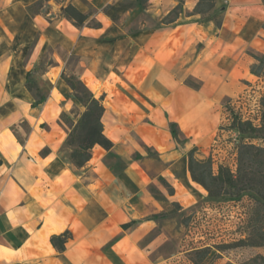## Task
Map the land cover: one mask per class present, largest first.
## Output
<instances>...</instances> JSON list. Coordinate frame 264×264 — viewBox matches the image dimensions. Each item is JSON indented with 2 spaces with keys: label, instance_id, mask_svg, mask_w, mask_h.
Returning a JSON list of instances; mask_svg holds the SVG:
<instances>
[{
  "label": "crops",
  "instance_id": "0c3cea01",
  "mask_svg": "<svg viewBox=\"0 0 264 264\" xmlns=\"http://www.w3.org/2000/svg\"><path fill=\"white\" fill-rule=\"evenodd\" d=\"M39 1L0 0V264H160L163 254L151 257L166 232L154 216L169 206L164 200L193 206L185 204L198 185L187 154L212 151L223 99L256 78L250 68L254 55L264 56V3L217 0L218 28L193 14L199 0H186L168 25L159 18L176 0L135 5L116 22L103 9L120 0H86L96 28L63 15L69 4L87 13L81 0H50V11L31 13ZM63 75L103 98L104 133L114 143L96 146L82 168L64 154L60 118L80 105ZM66 232L71 239L59 252L52 237Z\"/></svg>",
  "mask_w": 264,
  "mask_h": 264
},
{
  "label": "trees",
  "instance_id": "16d2710c",
  "mask_svg": "<svg viewBox=\"0 0 264 264\" xmlns=\"http://www.w3.org/2000/svg\"><path fill=\"white\" fill-rule=\"evenodd\" d=\"M81 1L92 7L86 0ZM176 1L178 2L177 6L167 15V18H170L167 22L169 24L174 23L184 11L186 0ZM262 1L264 3V0ZM149 2L150 0H120L116 4L107 5L103 9V13L116 22L135 5L145 9ZM37 5L38 2L30 6L29 11L34 13V8ZM223 13V9L217 7V0H199L193 11V14L201 15L205 21L213 22L218 28L222 26ZM63 15L76 27H81L89 22L94 14L92 12L84 13L74 5L69 4L63 9ZM90 26L98 28L101 23L94 18V23ZM253 58L255 63L251 65V73L261 77L264 75V56L254 55ZM63 79L73 91L79 105L84 108V111L78 112L75 117H72L73 111L71 114L63 113L60 118V124L68 131L65 149L69 150V161L77 168H82L91 160L92 151L96 146L111 150L114 143L104 133L103 116L105 106L103 98H97L84 82L74 75H63ZM185 84L195 90L200 89V85L191 80H187ZM44 100L45 98H40L38 103ZM260 106V123L258 125L231 111L233 114L231 128L237 130L240 136L250 134L264 140V95L260 99ZM170 129L173 138L181 143L179 125L171 122ZM197 150V148H193L187 154L188 169L192 180L207 191L210 199L220 197L239 199L244 195H248L253 202L247 223L248 236L239 240L237 246L254 248L264 246V146L239 142L236 146V171L224 164H218L215 167L212 157L208 159L197 158ZM135 158L141 159L142 157L136 155ZM159 180L173 195L174 189L166 180L163 177H160ZM157 198H159L158 195ZM164 201L166 204L180 209L179 204ZM161 217H164V213L154 216V218ZM131 226L132 223L124 227L130 228ZM70 239L71 234L66 232L62 235L53 236L52 243L59 252H63ZM197 252L201 254V259H204L208 256L210 250L204 248ZM243 264H264V256L257 255Z\"/></svg>",
  "mask_w": 264,
  "mask_h": 264
},
{
  "label": "rangeland",
  "instance_id": "374dc122",
  "mask_svg": "<svg viewBox=\"0 0 264 264\" xmlns=\"http://www.w3.org/2000/svg\"><path fill=\"white\" fill-rule=\"evenodd\" d=\"M47 1L50 0H40V4L38 2L34 8V13L50 11V5H54H49ZM87 8L88 12L95 14L93 7L87 6ZM168 20L170 18H167V15L159 18L160 23L165 25L169 24ZM93 23L94 18H91L89 24ZM255 77L252 82H244L247 85L245 93L235 98L223 99L217 134V136L223 135V141L215 154L217 162L215 167L224 164L233 171L237 169V144H232V135L238 132L231 128L233 117L231 111L245 120L251 119L255 125L260 123L258 104L264 95V75ZM80 107L73 108L72 117L81 111ZM239 142L264 146V140L250 134L241 135ZM68 153L69 150L64 149V154L68 155ZM149 154L152 155L151 152ZM211 154L212 151L204 154L203 157H196L208 159ZM190 193L191 196L185 203L193 205L190 209L183 210L182 207L179 209L173 205L165 207L162 228L166 232V238L162 246L153 253L152 260H157L154 255L163 254V258L158 257L160 264H219L223 261L227 264H243L257 255L264 256V246L256 248L237 246L239 240L248 236L247 223L253 205L248 195L239 199L229 197L210 199L207 191L196 184ZM159 231L161 229L151 233L143 244L149 242ZM204 248L209 249L210 252L206 258L201 259V254L197 251Z\"/></svg>",
  "mask_w": 264,
  "mask_h": 264
},
{
  "label": "built area",
  "instance_id": "2783aa9c",
  "mask_svg": "<svg viewBox=\"0 0 264 264\" xmlns=\"http://www.w3.org/2000/svg\"><path fill=\"white\" fill-rule=\"evenodd\" d=\"M258 110H259V113H260V110H261L260 104H258ZM247 120H251V119H247ZM259 121H260V118H259ZM232 136H233L232 144L233 143L234 144H238L239 143L240 134L239 133H234ZM222 141H223V135H218L214 139V142H213L211 157L214 160L215 166L217 165V162H216V159H215V154L218 152L217 149L221 146Z\"/></svg>",
  "mask_w": 264,
  "mask_h": 264
}]
</instances>
